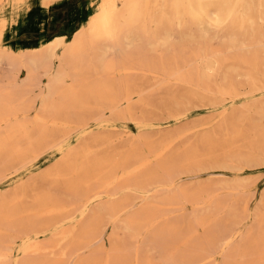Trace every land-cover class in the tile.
<instances>
[{
    "label": "bare ground",
    "instance_id": "6f19581e",
    "mask_svg": "<svg viewBox=\"0 0 264 264\" xmlns=\"http://www.w3.org/2000/svg\"><path fill=\"white\" fill-rule=\"evenodd\" d=\"M56 3L0 0V264H264V198L250 213L249 199L217 193L245 180L177 182L264 161V0H89L81 25L59 20ZM236 76L251 87L240 104L249 94ZM161 94L166 102L150 99ZM206 96L232 107L223 103L182 151L175 141L199 125L123 134L112 146L113 117L145 127L138 111ZM49 149L60 157L41 181L3 192L10 171ZM187 203L199 209L162 218ZM102 223L115 225L111 246L82 256Z\"/></svg>",
    "mask_w": 264,
    "mask_h": 264
},
{
    "label": "rangeland",
    "instance_id": "374dc122",
    "mask_svg": "<svg viewBox=\"0 0 264 264\" xmlns=\"http://www.w3.org/2000/svg\"><path fill=\"white\" fill-rule=\"evenodd\" d=\"M88 1L89 0H58V3L54 5L53 9L56 11V14L59 15V20H63L67 23L68 19L71 16H73L74 17L73 20L75 22H78V25H81L82 22L87 18L86 15L88 13V9H87ZM123 71L126 72L125 69ZM234 80L236 84L239 85L240 91L242 93L246 91L245 93H247V95L249 94L248 96H245L246 94H243V97L241 96L240 98H238L237 104L238 103L240 104L241 102L250 99L251 98V92H249L251 89L250 85L241 77L236 76L234 77ZM149 84L150 83H148V85ZM161 92L164 94V90H161ZM163 94H161L162 96H158V97L150 96V99H152V101H154L157 104L166 102L164 101ZM255 94L257 96H260V92L259 93L256 92ZM212 99H213L212 97L206 96L204 98L192 99L190 102L181 103V104L173 105L172 103H170L172 106L169 105V108H165L163 107L162 104H160L159 107L161 109H156V108L151 107L150 110H146L145 112H143V114H142V111H138V114H137L138 118H140L141 116L140 118L141 120L143 118L144 121L149 122L148 123L149 125L145 127L140 126V124H138L137 122L131 119L120 120L118 117H113V120L116 121L115 124H118V126L115 127L112 131H110L111 134L114 136V140H115L112 146L118 149L122 147L121 136L123 134H124L123 138L128 137V134L135 135V136L139 134H156L157 132L156 129H160V128L164 129L165 131H170L173 134L174 133L177 134L179 131H183L184 129L188 127L199 125V127L193 129L192 131H188L187 133L184 132V134L179 136L177 140L175 141L174 143L175 152L182 151L185 147L186 142H188L189 140L195 142L199 140L201 136L204 135V131L207 130L204 127V122L208 121L209 119L213 120L214 117L218 116V114L220 113V110L223 108V103H227L229 107H232L231 101H227V100L224 101L223 98L219 97L216 100L217 101L216 104H211ZM149 111L151 112V114ZM34 114H35L34 111L30 113L31 116H33ZM107 114L109 115L108 112ZM148 115L149 117L150 116L151 117L149 118ZM91 121H90V125H93L94 120H91ZM94 130H97V129H94ZM72 140L74 141L76 140V138L73 137ZM59 157H60V153L57 150L49 149V150H46L43 154H41L38 158L32 160L30 163H27L26 166L23 167L20 171L14 172V173H12L13 170L10 171L12 175L13 174L14 175L12 176L10 175L11 174L10 173L9 175L11 178H9V175H8V176H5V178H3V180L1 181V188L3 192L13 191L17 185L21 183H26L31 179H36V180L41 181L42 176L45 175L46 172L53 167L55 162L59 160ZM29 161L30 160H28L27 162ZM246 167L242 170H237V171L230 170V169H224L220 167H213V168H209L206 170L203 169L201 171L197 170V172L182 176L183 178L182 177L178 178L177 182L181 185L183 184L193 185V184H199V183L212 182L216 179H226V180L243 179L247 183V186L244 189L238 190L237 192H233L231 193L232 195L228 194L230 190H227V189H220L217 191V193L219 192L218 194L220 195V197H223L224 199L227 198L228 204L233 203V200L235 198L239 199L242 197V199H249L250 213H252L255 210V208L261 203V200L264 198V161L263 162L258 161L254 163L252 166L250 167L246 166ZM221 174H223V176ZM12 177H15L16 179ZM153 188L154 187H151L150 193H153V191H155V189ZM124 191L125 190H117L116 196H120L121 194H123ZM243 194H246V195H243ZM143 202H144L143 199L135 200L133 209L140 208ZM241 204H243V202H241L239 205ZM184 206L181 208H176V207L175 208L174 207L164 208L161 211V214L163 216L162 218L169 219V220H176L182 217H189L194 211H197L199 209L196 205L192 203H187ZM225 214H226L225 211L222 210L218 215L219 217H223L225 216ZM252 223H253V220H252V217L250 216L245 221L244 227H248ZM102 225H105V228H104V232L101 238L94 242L90 250H86L85 253H84V250L80 251L79 253H81L82 256H87L90 254V252L98 250L99 247L101 246L100 244L102 243L105 245L106 248H109L111 246L110 245L111 244V233L115 225H113L112 223H108V224L102 223ZM210 226L214 227V222L210 223ZM120 232L123 235V232L122 231ZM203 232H204V228H200L197 234L200 235ZM130 243H132V241H130ZM74 261H75V258H73L70 261V264H73ZM222 261H223L222 256H217V262L221 264Z\"/></svg>",
    "mask_w": 264,
    "mask_h": 264
}]
</instances>
